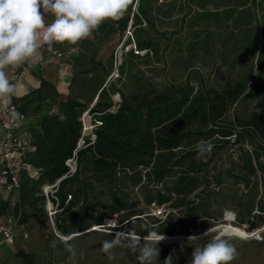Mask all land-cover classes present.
<instances>
[{
	"label": "rangeland",
	"instance_id": "374dc122",
	"mask_svg": "<svg viewBox=\"0 0 264 264\" xmlns=\"http://www.w3.org/2000/svg\"><path fill=\"white\" fill-rule=\"evenodd\" d=\"M126 14L129 19L124 30L100 26L90 38L72 45L74 49L77 47L75 50L81 53L84 63L91 58L92 48L96 50L95 61L105 68L106 74L103 76L98 70L86 78L95 74L101 79L110 101L119 103L121 94L130 97L163 92L169 86L189 84L195 94L201 86L220 90L227 84L244 81L247 90L218 122L235 131L253 128L259 142L264 144V0H247L242 5L232 1L223 8L210 0H133ZM133 14L139 16V22L132 19ZM142 40L148 41L150 48L135 55L131 45L136 46ZM69 45L63 47L64 52ZM62 54L65 59L70 58ZM91 96L92 93H86L83 99ZM206 108L217 114L220 103L207 102ZM256 108L260 109L259 114ZM218 139L214 135L205 140L219 147L210 155H190L165 180L164 186L155 185L145 177L135 187L127 181L119 182L128 194L131 208L104 218L101 225L91 224L86 231L61 236L56 220L62 216H58L55 205L48 204L46 198L43 211L37 202L28 209L22 222L10 213L0 215V231L10 228L12 234V242L5 243L0 233V264H138L139 253L123 245L113 249L115 259L109 260L101 251L102 242L125 230L139 234L143 244V237L148 234L146 227L154 230L163 225L172 233L167 237H189L195 231L201 233L224 224L241 228L247 235L253 234L248 239L233 235L236 238L231 243L238 255L231 264H264V212L259 211L264 207V173L259 169L264 166V147L248 137L232 135L225 144ZM201 141L192 140L181 150H196ZM247 158L253 171L245 168ZM188 164L197 168L190 173L196 177V188L187 196L170 194L171 199L160 205L162 214L155 215L152 203L145 201L146 196H153L156 191L167 193L180 170H185ZM87 193L84 206L95 216L96 209L104 210L109 202V190L106 185L94 183ZM16 200V193L0 194V206L8 202L12 207ZM77 202L75 210L79 211L81 198ZM125 213L132 215L126 221ZM226 213L232 216L231 220L225 219ZM209 239L210 236H204L168 245L162 241L156 264H163L169 255L172 264H188L193 248L203 246ZM65 240L74 245V260L69 259L71 253L64 246Z\"/></svg>",
	"mask_w": 264,
	"mask_h": 264
},
{
	"label": "trees",
	"instance_id": "16d2710c",
	"mask_svg": "<svg viewBox=\"0 0 264 264\" xmlns=\"http://www.w3.org/2000/svg\"><path fill=\"white\" fill-rule=\"evenodd\" d=\"M210 1L217 2V6L223 8L232 1L242 5L247 0ZM141 13L147 15L145 11ZM128 19V14H125L121 20L106 21L101 27L116 26L119 30H124ZM132 19L139 22V16L136 14H133ZM58 46L59 44L54 43L51 53H63ZM149 48L150 44L145 40L136 44L137 51L147 52ZM47 51V46L41 49L42 54ZM95 51L92 48L91 58L85 63L81 53L68 57L72 74L69 79V96L65 101H58L56 87L43 78L39 69V86L22 96L12 97L17 112L27 120L31 144L34 146L28 161L38 170V176L36 179L26 174L21 176L15 204L11 207L8 202H3L0 215L10 213L22 222L28 209L34 207L37 202H40L43 211L45 197L41 189L54 183L67 172L64 162L70 158L80 137V117L96 94V101L90 112L99 114L97 117L102 124L94 131V142L89 144L85 141L77 152L75 173L61 180L54 198L50 197L54 205L57 203L55 208L58 216H62L56 220V228L64 237L74 231H86L91 224L101 225L104 218L128 211L131 203L119 182L127 181L135 187L145 177L155 185L164 186L165 180L172 176L176 168L182 166L190 155L198 154L197 150H181L192 140L205 141L217 135L219 142L225 144L229 141L227 137L235 135L236 138L248 137L259 142V136L253 128L235 131L218 122L247 90L244 81L227 84L220 90L201 86L195 94L189 84L169 86L163 92H146L130 97L121 94V101L114 103L106 96L101 79H97L95 74L86 78L89 73L98 70L103 76L106 74L105 68L95 61ZM130 52L132 53L131 50ZM86 93H92L91 98L83 99ZM213 101L220 103V111L217 114L206 108L207 102ZM259 145L264 147L261 142ZM217 147L219 145L212 150ZM193 168V165L188 164L185 170H180L172 186L167 188V193L156 191L153 196L147 195L146 203H154L160 207L171 199L170 194L190 195L197 185L196 177L190 175L197 171V168ZM245 168L248 172L253 171L250 158L245 161ZM259 169L264 173V166ZM231 175L237 177L232 173ZM94 183L106 185L109 190V202L104 206V210L96 209L95 216L84 206L88 199L87 192ZM68 196L70 199L67 201ZM78 198H81L79 211L75 210ZM259 211L264 212V207L261 206ZM130 216L132 215L125 213V221ZM44 217L46 218L45 214ZM127 223L129 221L122 226ZM154 230L163 235L172 234L163 225Z\"/></svg>",
	"mask_w": 264,
	"mask_h": 264
},
{
	"label": "clouds",
	"instance_id": "9594fccd",
	"mask_svg": "<svg viewBox=\"0 0 264 264\" xmlns=\"http://www.w3.org/2000/svg\"><path fill=\"white\" fill-rule=\"evenodd\" d=\"M133 0H0V100L16 93L6 73L9 67H17L26 62L39 59L40 51L47 46L52 50L54 43L67 42L76 45L90 38L106 21L121 20ZM53 20L48 23L46 16ZM257 114L260 109L256 108ZM214 145L201 141L196 145L199 156L210 155ZM143 237L133 230L116 232L112 240L102 242L101 251L109 260L115 259L113 249L123 245L134 253L138 252V264H156L159 258V244L166 237L150 228L145 229ZM210 236L203 246L193 248L188 264H231L238 253L231 240L236 238L212 227L201 236H190L189 241ZM53 247L56 242L53 241ZM66 250L76 255L74 245L64 241ZM163 264H172L169 255Z\"/></svg>",
	"mask_w": 264,
	"mask_h": 264
},
{
	"label": "built area",
	"instance_id": "2783aa9c",
	"mask_svg": "<svg viewBox=\"0 0 264 264\" xmlns=\"http://www.w3.org/2000/svg\"><path fill=\"white\" fill-rule=\"evenodd\" d=\"M131 49L135 54L141 52L137 51L134 44L131 45ZM52 54L59 58L63 57L61 52L52 51ZM116 61L117 58L114 59L115 64ZM27 67H30V65L28 64ZM91 107L92 104L80 117L82 125L80 137L70 158L64 162V165L67 167V172L54 181V183L45 185L41 189L48 204H53L50 197L52 198L55 194L59 182L75 173L78 150L83 147L86 140L89 144L94 142V131L102 124L97 117L99 114L90 112ZM26 122V117L17 112L16 106L12 101V96L0 100V194H17L23 174H26L32 179H36L38 176V170L28 161L29 154L33 151L34 146L31 144V136L28 132ZM69 199L70 196L67 197V201ZM56 205L57 203H55ZM152 209L155 215H161L163 212L162 208L156 206L154 203H152ZM10 223L11 219L8 220V224ZM0 233L3 234L2 242H12L10 228L3 229Z\"/></svg>",
	"mask_w": 264,
	"mask_h": 264
},
{
	"label": "crops",
	"instance_id": "0c3cea01",
	"mask_svg": "<svg viewBox=\"0 0 264 264\" xmlns=\"http://www.w3.org/2000/svg\"><path fill=\"white\" fill-rule=\"evenodd\" d=\"M53 20L51 15L46 16V21L50 23ZM59 50L66 55L77 53L75 49L69 45L67 52H64V46H68L67 42L57 43ZM67 57V56H66ZM68 59V57H67ZM64 57L59 58L47 51L42 54L40 51L39 59L35 62L29 61L17 67H9L5 71L9 80L16 85V93L12 97H19L23 94L36 89L39 86L37 70L39 69L44 79L52 83L58 91V101H65L69 96V79L72 74L70 64ZM30 67H27V65Z\"/></svg>",
	"mask_w": 264,
	"mask_h": 264
},
{
	"label": "water",
	"instance_id": "95a60500",
	"mask_svg": "<svg viewBox=\"0 0 264 264\" xmlns=\"http://www.w3.org/2000/svg\"><path fill=\"white\" fill-rule=\"evenodd\" d=\"M222 226L223 225H218V226H215V227H212L215 231H217V232H222ZM205 232V231H204ZM204 232H198V231H195L194 233H192L190 236H201V235H203V233ZM165 237H166V235H164ZM189 236V237H190ZM253 236V234L252 235H246L245 236V239H248V238H251ZM189 237H182V236H173V237H166V239L163 241V244L164 245H168V244H170V243H174V244H176V243H179V242H181V241H184V240H189L188 238Z\"/></svg>",
	"mask_w": 264,
	"mask_h": 264
},
{
	"label": "bare ground",
	"instance_id": "6f19581e",
	"mask_svg": "<svg viewBox=\"0 0 264 264\" xmlns=\"http://www.w3.org/2000/svg\"><path fill=\"white\" fill-rule=\"evenodd\" d=\"M231 218H232V216L230 214H227V213L225 214V219L231 220ZM221 230H222L223 233H226V234H229V235H238V236H242V237H245L248 234L243 229L237 228V227H234V226L228 225V224H224L222 226ZM242 233L244 235H241Z\"/></svg>",
	"mask_w": 264,
	"mask_h": 264
},
{
	"label": "snow or ice",
	"instance_id": "6c2138e0",
	"mask_svg": "<svg viewBox=\"0 0 264 264\" xmlns=\"http://www.w3.org/2000/svg\"><path fill=\"white\" fill-rule=\"evenodd\" d=\"M241 235H244L243 233Z\"/></svg>",
	"mask_w": 264,
	"mask_h": 264
}]
</instances>
